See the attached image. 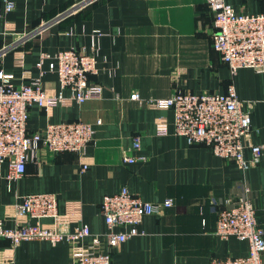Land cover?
Listing matches in <instances>:
<instances>
[{
  "label": "crops",
  "instance_id": "crops-1",
  "mask_svg": "<svg viewBox=\"0 0 264 264\" xmlns=\"http://www.w3.org/2000/svg\"><path fill=\"white\" fill-rule=\"evenodd\" d=\"M5 1L14 4L5 11ZM206 0H0V70L16 85L39 77L42 53L53 55L74 48L96 50L97 74L103 96L83 104L66 101L51 110L30 108L29 131L47 124L82 120L94 129V141L82 156L53 154L39 146L25 173L7 180L0 168V220L6 228L26 223L16 218L20 198L53 194L59 218L42 219L43 228L61 233L87 225L92 233L106 231L100 213L106 195L126 188L145 202L174 205L145 216L140 234L111 251V264H209L213 258L247 255L248 243L216 234L217 211L226 200L247 197L264 233V72L239 69L234 77L212 49V19ZM238 12L264 14V0H225ZM95 31L100 36L93 38ZM48 69V60L43 63ZM232 83L239 99L251 102L250 142L263 147L255 166L214 156L203 145H188L173 133L170 109H157L148 100L169 97L175 90L223 94ZM44 92L60 90L56 74L42 77ZM138 94L140 100H134ZM165 128L169 133L158 136ZM140 149L132 150V139ZM248 142H246L247 144ZM144 160L124 163L123 154ZM244 158H250L246 147ZM87 165L85 172L81 171ZM264 263V257H263ZM0 264H71L66 242H22L16 247L0 239Z\"/></svg>",
  "mask_w": 264,
  "mask_h": 264
},
{
  "label": "built area",
  "instance_id": "built-area-1",
  "mask_svg": "<svg viewBox=\"0 0 264 264\" xmlns=\"http://www.w3.org/2000/svg\"><path fill=\"white\" fill-rule=\"evenodd\" d=\"M205 4L213 25L210 34L212 49L219 54L231 76L234 77L242 68L264 72V14L238 12L225 0H206ZM13 8V3L5 1L6 12ZM92 35L93 38L98 37L100 32L95 31ZM13 48L14 45L3 48L0 56ZM46 60L48 69L44 70ZM36 67L39 77L19 85L12 82V74L0 70V168L3 164L7 166V180L23 176L29 157L34 156L41 145L53 154L71 152L82 156L94 141L92 125L82 120L50 123L36 132L29 131L27 123L33 105L48 111L66 101L83 104L102 98V86L89 79L97 74L96 50L92 49L91 54L74 48L53 55L42 53ZM47 72L56 74L58 78L60 90L55 95L49 96L44 92L42 77ZM133 99L140 100L139 95L134 94ZM146 103L157 109H170L174 115L173 133L184 137L188 145L206 146L214 156L234 161L242 170L255 166L262 154L263 147L250 142L252 103L239 99L232 83L223 94L175 90L167 98ZM168 133L165 128L156 131L158 136ZM246 147L250 150L248 160L244 158ZM139 149L140 138L135 135L132 150ZM140 160L144 157L126 153L122 157L124 163ZM87 169L88 166L83 165L81 171ZM173 205L171 199L162 204L145 202L122 188L117 194L104 196L101 202L105 233H92L87 225L61 233L40 224L42 219L56 221L59 218L56 196L26 195L15 206L16 218H25L26 223L6 228L0 220V239L7 240L12 247L35 240H46L53 245L66 242L70 248L71 264H111V251L140 234L139 225L145 216L159 214ZM215 234L222 240L235 237L246 241L248 252L243 257L213 258L209 264H264V233L256 222L255 208L247 197L226 200L222 204L217 211Z\"/></svg>",
  "mask_w": 264,
  "mask_h": 264
}]
</instances>
